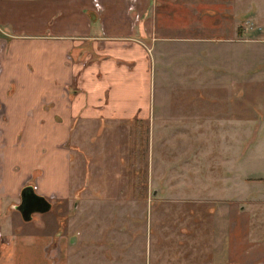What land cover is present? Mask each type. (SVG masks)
Returning a JSON list of instances; mask_svg holds the SVG:
<instances>
[{
  "label": "rangeland",
  "instance_id": "374dc122",
  "mask_svg": "<svg viewBox=\"0 0 264 264\" xmlns=\"http://www.w3.org/2000/svg\"><path fill=\"white\" fill-rule=\"evenodd\" d=\"M235 1L234 13L202 0L155 1L145 18L156 34L187 40L155 44L151 121H76L70 202L52 199L35 214L46 225L17 210L3 216L13 237L0 264H56V250L41 244L62 233L77 234L62 250L68 264H228L226 220L239 214L250 219V241H264V44L245 41L264 40V0ZM175 115L208 125L172 126ZM63 163L54 160L46 184L64 186Z\"/></svg>",
  "mask_w": 264,
  "mask_h": 264
},
{
  "label": "crops",
  "instance_id": "0c3cea01",
  "mask_svg": "<svg viewBox=\"0 0 264 264\" xmlns=\"http://www.w3.org/2000/svg\"><path fill=\"white\" fill-rule=\"evenodd\" d=\"M92 1L0 0V113L4 114V119H0V142H7L0 149V258L8 246L5 238L13 237V233L1 229L6 215L2 200L16 199L22 184L37 169L42 170L37 177V191L66 198L70 193L67 187L70 161L61 143L68 139L75 122L85 119L150 122L154 110L155 44L187 40L156 34L154 22L145 18L154 15L152 7L156 8V0H99L100 10L94 8ZM234 1L202 0V3L234 13ZM132 17L137 19L136 23H132ZM212 28L220 30L219 25L213 24ZM223 40L233 42L231 38ZM245 41L264 44V40ZM68 54L73 56L72 61L68 60ZM247 66L243 73L256 78L254 69ZM220 74H215L216 78L223 77ZM260 79H264L263 72ZM220 116H215L218 121ZM170 123L182 127L208 125L203 118L193 120L176 115ZM18 133L20 143L15 144ZM58 158L67 169L63 187L45 183L47 169ZM17 163L22 166L15 174ZM12 175L17 177L15 183H10ZM228 179L218 183L224 184ZM214 185L216 188L217 184ZM235 216L238 217L234 221L230 216L226 220L233 226L227 237L228 264H264V241H250L249 217ZM67 222L69 225L70 217ZM37 223L46 225L43 219ZM216 234L214 231V237ZM23 238L26 237L22 235ZM63 238V233L53 234L41 244V249L56 250L59 257L56 264H68L67 259H62V250L67 242L77 240V234L68 241Z\"/></svg>",
  "mask_w": 264,
  "mask_h": 264
},
{
  "label": "flooded vegetation",
  "instance_id": "af4514ba",
  "mask_svg": "<svg viewBox=\"0 0 264 264\" xmlns=\"http://www.w3.org/2000/svg\"><path fill=\"white\" fill-rule=\"evenodd\" d=\"M95 4H96V6H95ZM94 4V6L95 7H97V8H100L101 7V4H100V2L98 1V0H96V3ZM96 9V8H95ZM98 10V9H97ZM67 58H68V60L69 61H72L73 60V56L71 55V54H68L67 55ZM52 105V104H51ZM46 106H50V104H48V105H46ZM0 119H4V114L3 113H0ZM74 126V125H73ZM73 128V127H72ZM71 131H72V129H71ZM20 136H21V134L20 133H18L17 134V141H16V143L15 144H19L20 143ZM70 140V136L68 137V139H66L64 142H62L61 143V145H62V147H64L66 150H67V152H68V157H69V161H71L72 159V153H71V151H72V149L70 148V146L71 145H69V146H67L68 145V142H70L69 141ZM6 145H7V142L6 141H1L0 142V149H4L5 147H6ZM43 149V148H42ZM44 150V149H43ZM38 151H42V150H38ZM1 162V161H0ZM2 163V162H1ZM17 168H19L18 166H15L14 167V169L16 170ZM18 170V169H17ZM70 170H71V165H70V162H69V169H68V176H67V187H68V191L69 192H71V190H73V188H71V183H70V176H71V172H70ZM41 169H37V170H35L31 175H30V177H28L27 178V180L22 184V186L20 187V189H19V192H18V195H17V197H16V199H12V198H5L4 199V201L2 200V202H3V204H5V211L3 212V214L5 215H7V214H11V212L13 211V210H17V209H15V206L17 205V204H19V202H20V200H21V196H20V194H21V191H22V189L25 187V186H31L32 188H33V190H34V192L35 193H37V194H39V195H42V196H44L49 202H50V204H51V206H50V208H49V210L52 208V199H57L58 200V203H60L61 201H63L64 199H66V198H68V201L70 202V193L67 195V197L66 198H56L55 197V195H47V196H45L44 194H42V193H40V192H38L37 191V186H38V182H37V177L41 174ZM75 185V184H74ZM74 189H75V186H74ZM57 203V204H58ZM73 204V202H71V205ZM49 210H47V211H49ZM18 211V210H17ZM47 211H45V212H47ZM19 212V211H18ZM45 212H34V213H32V216H31V218L29 219V220H24L23 218H22V216H21V214H20V212H19V214H20V216H21V219L22 220H24V221H31L32 219L34 220V221H36V222H38L39 220H40V217H38V216H35V214H42V213H45ZM9 214V215H10ZM42 219V218H41ZM58 236V235H57Z\"/></svg>",
  "mask_w": 264,
  "mask_h": 264
},
{
  "label": "water",
  "instance_id": "95a60500",
  "mask_svg": "<svg viewBox=\"0 0 264 264\" xmlns=\"http://www.w3.org/2000/svg\"><path fill=\"white\" fill-rule=\"evenodd\" d=\"M21 200L15 206L24 220H29L34 212H45L49 210L51 204L42 195L34 192L31 186H25L21 191Z\"/></svg>",
  "mask_w": 264,
  "mask_h": 264
}]
</instances>
